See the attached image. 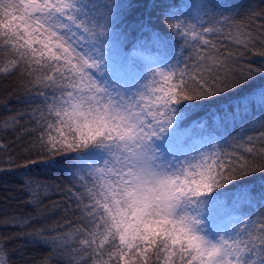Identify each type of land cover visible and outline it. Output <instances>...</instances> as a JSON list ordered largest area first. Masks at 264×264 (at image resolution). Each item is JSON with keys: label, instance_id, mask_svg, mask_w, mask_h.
<instances>
[{"label": "snow or ice", "instance_id": "6c2138e0", "mask_svg": "<svg viewBox=\"0 0 264 264\" xmlns=\"http://www.w3.org/2000/svg\"><path fill=\"white\" fill-rule=\"evenodd\" d=\"M258 19L229 0H0V74L40 101L17 167L67 159L77 187L81 225L34 234L49 264H264Z\"/></svg>", "mask_w": 264, "mask_h": 264}, {"label": "trees", "instance_id": "16d2710c", "mask_svg": "<svg viewBox=\"0 0 264 264\" xmlns=\"http://www.w3.org/2000/svg\"><path fill=\"white\" fill-rule=\"evenodd\" d=\"M229 2L244 8L254 7L257 12L264 8V0ZM139 11L129 19H134ZM239 22L247 23L243 18ZM260 23L264 20H256L257 25ZM221 43L233 52L242 51L226 39H221ZM248 55L252 54L245 53ZM252 59L258 64L261 58L252 55ZM27 84V77L18 72L0 74V169H3L0 171V242L7 243L9 264H49L51 252L34 234L43 232L47 237L56 231L73 233L82 220L74 195L77 187L67 171V159L55 167L40 166L28 173L17 167L32 153L40 133L35 113L40 101L35 98V88H26ZM203 115L199 111L192 118ZM248 134L254 140L246 146L257 149L264 146L258 131ZM240 153L250 155L243 148ZM25 181L32 182L35 194L25 187ZM51 264L60 261L52 259Z\"/></svg>", "mask_w": 264, "mask_h": 264}]
</instances>
